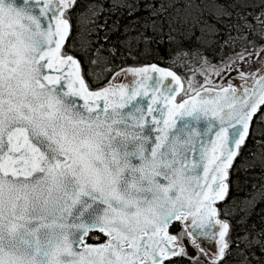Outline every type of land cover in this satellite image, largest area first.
<instances>
[{"label":"snow or ice","instance_id":"snow-or-ice-1","mask_svg":"<svg viewBox=\"0 0 264 264\" xmlns=\"http://www.w3.org/2000/svg\"><path fill=\"white\" fill-rule=\"evenodd\" d=\"M76 7L0 0V264H179L189 241L193 264H225L233 244L239 264H264V227L232 235L218 206L238 184L243 165L234 161L257 135L251 129L264 124V72L216 84L212 73L230 76L231 62L205 57L203 83L193 76L185 85L156 63L113 73L133 74L132 83L107 81L77 46ZM119 7L149 9L163 33V0ZM216 7L219 17L236 5ZM258 7L256 24L237 14L264 38V0ZM256 202L257 192L243 198L246 210ZM173 222H183L179 231ZM207 237L219 245L210 256L198 240Z\"/></svg>","mask_w":264,"mask_h":264},{"label":"trees","instance_id":"trees-1","mask_svg":"<svg viewBox=\"0 0 264 264\" xmlns=\"http://www.w3.org/2000/svg\"><path fill=\"white\" fill-rule=\"evenodd\" d=\"M135 2L136 0H77L76 15L73 17L74 21L77 18L80 21L77 46L87 53L89 61H95L93 71L106 74L107 81L121 69L156 63L176 71L186 85L191 75L205 66V57L209 63L222 66L230 63L234 57L243 55L242 49L254 54L264 45V38L254 34L241 18L242 14L251 13L248 20L256 24L255 15L260 12V0H163L166 13L159 14L165 20L163 33L153 30L150 21L158 17L149 15V9L141 7L130 13L127 7H119L120 4ZM159 2L160 0H139L141 5H158ZM241 2L257 7L241 8ZM114 3L117 5L115 9L112 7ZM224 3L235 4L236 7L228 9L231 15L218 17L216 5ZM237 8L241 15L237 14ZM169 17L172 18L171 28L167 23ZM237 24L241 26L239 30L236 28ZM106 35L107 40L104 39ZM169 36L172 37L171 40ZM144 37L151 39L145 40ZM248 41H255V44ZM74 54L83 59L81 52ZM87 66V63L83 65ZM251 130L257 135L247 140V146H242V153L234 161V166L243 165L232 176V180H238V184H230L226 204L218 203L223 209L220 218L229 221L232 235L243 234L244 229L254 232L264 227V199L260 198L258 191H264L261 188L264 185V144L257 143L264 140V136L259 135L264 131V124H254ZM253 192H257V202L254 208L246 210L243 198ZM241 217H245L243 222ZM173 223L175 227L170 226V231H179L180 223ZM253 224L254 229L251 227ZM88 242L100 241L93 236ZM232 248L233 252L225 260V264H239L241 257L237 255L234 244ZM191 257L182 258L179 264H193ZM198 259L205 258L201 256Z\"/></svg>","mask_w":264,"mask_h":264},{"label":"rangeland","instance_id":"rangeland-1","mask_svg":"<svg viewBox=\"0 0 264 264\" xmlns=\"http://www.w3.org/2000/svg\"><path fill=\"white\" fill-rule=\"evenodd\" d=\"M230 62H231V66L233 67V72L230 74V76H225L223 78V80H221V77L217 76L216 73L213 72L212 77H213L214 83L219 84V83L227 81L229 78H231V82L233 84L237 85V84L241 83V77L239 75H237L236 72H238V71H244V72L252 71L256 74H259L262 71H264V48L261 47L257 52H255L254 54H251L250 56L249 55L243 56L242 60L240 58L234 57V59ZM227 64H229V63H227ZM224 65H226V63ZM224 65L219 66V67L224 68ZM202 69H203V71H202ZM258 69L260 71H257ZM205 71H206V68H205V66H203V67L199 68L195 73H193L190 78H192L194 76L196 81H198L199 83H203V80L205 78ZM119 72H120V70L115 72V73H119ZM125 72H127V71H125ZM123 74L119 75L118 77H114L112 75L110 81L113 83H119L120 78L123 76ZM182 223L183 222L180 223L181 226H182ZM188 243H189V248H190V256L197 255L196 247L191 245L190 241ZM200 247H203L205 252L209 256L212 254L202 244H200ZM218 247H219V245L217 242L215 244V250L218 249Z\"/></svg>","mask_w":264,"mask_h":264},{"label":"water","instance_id":"water-1","mask_svg":"<svg viewBox=\"0 0 264 264\" xmlns=\"http://www.w3.org/2000/svg\"><path fill=\"white\" fill-rule=\"evenodd\" d=\"M262 72H264V71H262ZM259 74H261V73H259ZM259 74H257V75H259ZM168 79H171V78H168ZM132 82H134L133 74H131L129 72H125L123 74L122 78L120 79V83L129 84V83H132ZM240 84H237V85H240ZM189 223H190V221H189ZM217 231H218V229H217ZM198 240H199V243H201L209 252L212 253V251L215 250L216 241L213 240L211 237H207V238H204V239L198 238ZM89 243H91V242H89Z\"/></svg>","mask_w":264,"mask_h":264}]
</instances>
